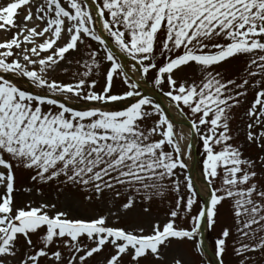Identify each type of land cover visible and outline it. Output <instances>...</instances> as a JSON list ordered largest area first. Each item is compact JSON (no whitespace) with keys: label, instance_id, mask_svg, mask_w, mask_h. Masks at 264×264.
<instances>
[{"label":"snow or ice","instance_id":"snow-or-ice-1","mask_svg":"<svg viewBox=\"0 0 264 264\" xmlns=\"http://www.w3.org/2000/svg\"><path fill=\"white\" fill-rule=\"evenodd\" d=\"M13 28L0 41V264H196L185 245L204 255L198 236L202 227L215 230L225 201L235 220L237 264L264 260V155L253 159L232 143L235 110L251 91L241 131L264 152V0H12L0 8V30ZM121 56L134 62L138 77ZM240 58L246 67L238 77L216 71ZM153 71L166 106L141 91ZM61 72H71L70 82L55 78ZM117 78L123 94H113ZM129 98L124 110L107 107ZM186 119L203 146L207 198L195 213L196 181L180 179L193 147L184 144ZM18 171L32 182L24 191L42 196L55 182L66 201L80 194L86 203L111 206L87 217L43 200L17 208ZM169 194L175 203L169 201L167 218L148 219L152 202ZM131 216L137 222L128 227L109 223ZM232 234L225 227L214 239L218 260L209 264H224Z\"/></svg>","mask_w":264,"mask_h":264},{"label":"rangeland","instance_id":"rangeland-1","mask_svg":"<svg viewBox=\"0 0 264 264\" xmlns=\"http://www.w3.org/2000/svg\"><path fill=\"white\" fill-rule=\"evenodd\" d=\"M12 2V0H0V8L6 6L8 3ZM26 14V10L21 9L20 15L17 16V21L22 22L23 16ZM17 29L13 28L11 31H3L0 30V41H3L4 39H10L15 33ZM93 48H98L99 45L96 42H92ZM75 55V54H74ZM72 58V57H69ZM163 60H161V64H163ZM109 64L107 62L104 63L103 68L106 70L108 68ZM246 67V61L245 58H240L236 60H231L230 62L223 64L220 68H217L216 71H223L225 72L226 78H236L241 73L244 72V69ZM73 71L75 68L72 69ZM81 70H83L81 68ZM138 75H140L139 72H135ZM186 75H192L191 69H185ZM179 75V73H178ZM70 76L71 72L68 74L57 73L55 75V78L58 81H63L65 83L70 82ZM156 76V72H151L148 77L146 78L147 83L150 85L152 89H154L156 92L160 93L162 96L163 94L154 87L153 79ZM199 76L196 77L197 80H199ZM98 79V85L96 88V91H101L103 87L105 86V79L103 74L96 77ZM24 82L16 81L18 86H20L22 89L30 90L35 92L36 89L32 87L30 84H28L24 79H22ZM165 91L168 90L167 86H165ZM125 91H127V88L121 83V80L117 78L115 80V86L113 89V94H123ZM142 91V90H141ZM164 97V96H163ZM168 99L167 97H165ZM254 99V92H249L248 95V102L239 109L235 110V119L232 122V129L233 134L238 133L237 139L232 141L234 144H243L244 148V154L245 156H250L253 159H258L261 155H264V152H261L259 148H257L255 145H248L245 140V134L243 131H241L242 128H246V117H243V113L246 111V109L251 105L252 101ZM188 110L185 109V112ZM190 117V113H189ZM155 119V117H153ZM151 123V121H149ZM202 141L201 138L198 136V153H199V164H198V173L199 176L203 179L201 172H202V166H203V156H202ZM180 171V170H178ZM17 180H16V189L17 191L14 192V199H15V205L17 208L23 207L25 204L29 202L35 201L37 204L39 202L46 201L50 203H56L59 210H69L72 216H93L96 213L104 214L107 211V208L111 206V203L105 204L104 202H96V203H86L84 201V198L82 195L77 194L73 197L71 201H66L63 194L59 192V188L55 182H53L51 185H45L43 187V195L41 196L37 191L33 190L32 192L24 191V189L32 187V182L30 181V177L28 174H21L19 171L17 172ZM188 175L187 169L183 170V174L180 176V179L183 181L184 177ZM183 188V186H182ZM0 192H2V189H0ZM200 195L198 197V203L194 206L193 212H197L201 206L202 202L207 198V188L205 187V184L200 187ZM110 196V194H106ZM169 201H171L172 205L175 203V195L169 194L168 197L161 202L159 199H156L152 202V217L148 218H158L161 221L165 220L166 213L169 211ZM119 203V202H118ZM230 204L231 201H225L223 205L219 208V215L217 217V223L215 226V230L209 231L208 230V243L210 245L211 250L215 253V245H214V239L221 233L222 229L225 227L232 229V236H230L228 240L229 244V251L224 257V264H237V257L232 252V245L233 242L237 240V235L235 232V220L233 217V212L230 210ZM136 217L131 216L128 218H123L120 220L119 223H114V218L109 219V223H112L113 226L116 227H128L134 223H136ZM142 223H147V219H141ZM180 226L182 227H189L188 221L179 222ZM43 234V230H41V235ZM21 243H23V237L20 238ZM33 242L38 241V236L33 235L32 236ZM248 242V241H245ZM185 248L188 253V258L192 259L196 262V264H209L208 260L205 258L204 255H195L193 254V248L191 243H188L185 245ZM55 250V249H54ZM97 259H100V257H97ZM127 260V257H125ZM155 264V262H154ZM260 264H264V260L260 261Z\"/></svg>","mask_w":264,"mask_h":264},{"label":"bare ground","instance_id":"bare-ground-1","mask_svg":"<svg viewBox=\"0 0 264 264\" xmlns=\"http://www.w3.org/2000/svg\"><path fill=\"white\" fill-rule=\"evenodd\" d=\"M125 63L128 65V71L130 72V74H133L135 76H139L137 73H132L131 72V65H132V61L127 59V61H125ZM5 76H8L9 78L10 77H13V75L11 74H4ZM142 88H144L145 92H147L148 94L150 95H154L155 92L150 89L149 87L145 86L143 83H142ZM168 104V100L167 99H162L161 101V105L162 106H166ZM115 105H119V103H115V102H112L110 104V108H116ZM168 111L171 113V118L174 120V121H178L180 120V116L176 113V110L175 109H168ZM178 131L180 130L179 128L177 129ZM183 130V133L186 137V140L184 141V144L187 145V143L190 142V129L187 125H185V127L182 129ZM193 155H191V157H189L187 155V149H186V155H185V162L188 164V168L190 170H192V173H193V178L194 180L196 181V184L199 186V188L204 185V181L201 179V177L199 176V173H198V167L196 169H192L193 166H194V161H193Z\"/></svg>","mask_w":264,"mask_h":264},{"label":"water","instance_id":"water-1","mask_svg":"<svg viewBox=\"0 0 264 264\" xmlns=\"http://www.w3.org/2000/svg\"><path fill=\"white\" fill-rule=\"evenodd\" d=\"M194 137H195V134L192 133V139H191V143L193 145L192 150L195 152V147H194V143H193L194 142ZM200 239H203L205 241V234L204 233L202 234V236L200 237ZM204 251L209 254V256H210V258L212 260H215L214 255L208 250V247L206 245V241H205V245H204Z\"/></svg>","mask_w":264,"mask_h":264}]
</instances>
